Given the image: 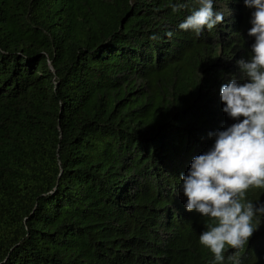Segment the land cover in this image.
<instances>
[{"label":"trees","instance_id":"obj_1","mask_svg":"<svg viewBox=\"0 0 264 264\" xmlns=\"http://www.w3.org/2000/svg\"><path fill=\"white\" fill-rule=\"evenodd\" d=\"M184 3L0 0V264H264V215L217 262L181 180L239 122L220 89L245 82L254 9L214 0L197 35Z\"/></svg>","mask_w":264,"mask_h":264},{"label":"clouds","instance_id":"obj_2","mask_svg":"<svg viewBox=\"0 0 264 264\" xmlns=\"http://www.w3.org/2000/svg\"><path fill=\"white\" fill-rule=\"evenodd\" d=\"M193 2L199 7L179 25L182 30L199 35L223 23L214 0H185L183 6ZM244 4L254 9L248 34L255 38L250 59L238 61L246 79L240 83L233 78L220 89L223 111L239 122L215 133L214 146L196 156L189 173L181 176L186 210L212 222L199 242L217 262L227 249L242 250L257 231L254 217L264 215V205L257 208L246 200L249 189L264 188V0Z\"/></svg>","mask_w":264,"mask_h":264}]
</instances>
